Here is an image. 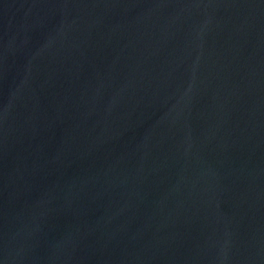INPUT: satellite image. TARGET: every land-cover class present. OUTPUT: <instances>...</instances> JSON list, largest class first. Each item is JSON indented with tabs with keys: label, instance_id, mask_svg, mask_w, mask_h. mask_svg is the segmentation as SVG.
<instances>
[{
	"label": "water",
	"instance_id": "1",
	"mask_svg": "<svg viewBox=\"0 0 264 264\" xmlns=\"http://www.w3.org/2000/svg\"><path fill=\"white\" fill-rule=\"evenodd\" d=\"M0 264H264V0H0Z\"/></svg>",
	"mask_w": 264,
	"mask_h": 264
}]
</instances>
